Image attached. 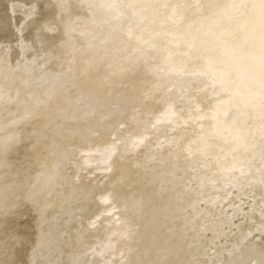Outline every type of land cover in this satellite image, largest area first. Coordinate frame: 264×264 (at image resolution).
Masks as SVG:
<instances>
[{
  "label": "bare ground",
  "instance_id": "bare-ground-1",
  "mask_svg": "<svg viewBox=\"0 0 264 264\" xmlns=\"http://www.w3.org/2000/svg\"><path fill=\"white\" fill-rule=\"evenodd\" d=\"M0 264H264V0H0Z\"/></svg>",
  "mask_w": 264,
  "mask_h": 264
}]
</instances>
